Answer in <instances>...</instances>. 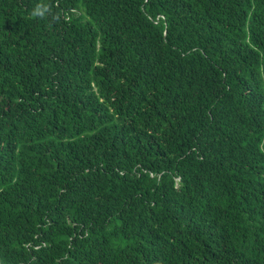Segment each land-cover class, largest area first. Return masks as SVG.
I'll use <instances>...</instances> for the list:
<instances>
[{
    "label": "trees",
    "instance_id": "1",
    "mask_svg": "<svg viewBox=\"0 0 264 264\" xmlns=\"http://www.w3.org/2000/svg\"><path fill=\"white\" fill-rule=\"evenodd\" d=\"M0 264H264V0H0Z\"/></svg>",
    "mask_w": 264,
    "mask_h": 264
},
{
    "label": "clouds",
    "instance_id": "2",
    "mask_svg": "<svg viewBox=\"0 0 264 264\" xmlns=\"http://www.w3.org/2000/svg\"><path fill=\"white\" fill-rule=\"evenodd\" d=\"M50 12V8L48 5L39 3L37 4L31 11V16L35 18H44Z\"/></svg>",
    "mask_w": 264,
    "mask_h": 264
}]
</instances>
